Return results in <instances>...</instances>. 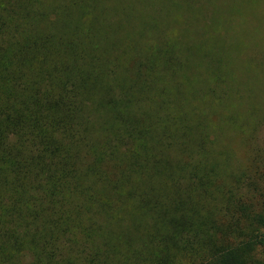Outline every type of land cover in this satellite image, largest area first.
I'll list each match as a JSON object with an SVG mask.
<instances>
[{
  "label": "trees",
  "instance_id": "obj_1",
  "mask_svg": "<svg viewBox=\"0 0 264 264\" xmlns=\"http://www.w3.org/2000/svg\"><path fill=\"white\" fill-rule=\"evenodd\" d=\"M0 264H264V0H0Z\"/></svg>",
  "mask_w": 264,
  "mask_h": 264
}]
</instances>
